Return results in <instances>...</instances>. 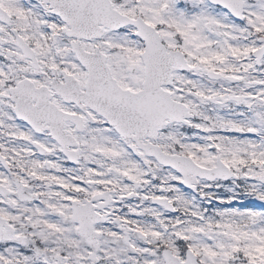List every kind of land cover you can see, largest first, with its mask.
I'll return each instance as SVG.
<instances>
[{
  "label": "snow or ice",
  "instance_id": "obj_1",
  "mask_svg": "<svg viewBox=\"0 0 264 264\" xmlns=\"http://www.w3.org/2000/svg\"><path fill=\"white\" fill-rule=\"evenodd\" d=\"M0 264H264V0H0Z\"/></svg>",
  "mask_w": 264,
  "mask_h": 264
}]
</instances>
